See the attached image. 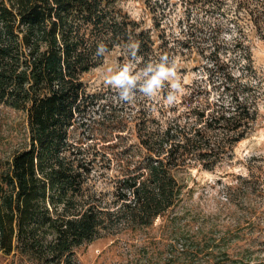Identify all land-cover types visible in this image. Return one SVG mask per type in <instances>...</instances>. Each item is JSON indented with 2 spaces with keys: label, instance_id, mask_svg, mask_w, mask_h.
Segmentation results:
<instances>
[{
  "label": "trees",
  "instance_id": "1",
  "mask_svg": "<svg viewBox=\"0 0 264 264\" xmlns=\"http://www.w3.org/2000/svg\"><path fill=\"white\" fill-rule=\"evenodd\" d=\"M122 1L0 0V104L26 112L29 138L0 167V252L78 264L76 246L151 224L188 194L181 173L230 161L258 126L249 37L264 41V0H179L187 12L173 34L162 22L173 0H138L148 27ZM100 43L108 51L96 56ZM115 49L143 70L187 55L206 61L208 77L182 91L165 82L160 100L133 97L126 111L117 90L88 91L82 79ZM104 161L114 164L110 201L88 184Z\"/></svg>",
  "mask_w": 264,
  "mask_h": 264
},
{
  "label": "rangeland",
  "instance_id": "2",
  "mask_svg": "<svg viewBox=\"0 0 264 264\" xmlns=\"http://www.w3.org/2000/svg\"><path fill=\"white\" fill-rule=\"evenodd\" d=\"M120 5L133 18L142 20L144 26L152 25L151 14L138 0H123ZM186 12L185 4L173 0L162 21L166 24V33L179 31L178 19ZM249 38L253 66L264 92V41ZM121 54L118 49L106 53L101 65L85 73L82 79L88 91H116L105 81L128 64L133 74L141 76L133 97L142 99L144 94L139 86L146 79L144 70L135 62L121 58ZM204 63L197 65L191 57L177 54L170 67L174 71L151 97L160 100L165 82L182 91L183 84L207 78ZM175 96L178 94L167 97L165 102H172ZM129 106L125 107L126 111L130 110ZM259 110L257 128L235 145L230 161L210 170L192 166L181 173L189 192L178 205L147 226L134 230H101L97 237L74 248L78 264H264V96ZM130 116L124 114L128 125L124 135L132 131ZM28 140L26 112L0 104V167L14 152L24 148ZM105 163L96 164L88 184L110 201L114 164L106 168ZM0 264L37 262L19 252H0Z\"/></svg>",
  "mask_w": 264,
  "mask_h": 264
},
{
  "label": "clouds",
  "instance_id": "3",
  "mask_svg": "<svg viewBox=\"0 0 264 264\" xmlns=\"http://www.w3.org/2000/svg\"><path fill=\"white\" fill-rule=\"evenodd\" d=\"M131 47L133 49L132 54L135 55L139 50V43L135 42ZM106 51H108L107 46L104 43H100L97 46L95 55H103ZM160 59L161 63L158 65L153 66L149 64V66L144 69L143 76L146 77V79L144 83L139 86V91L146 97H151L160 87L162 81L167 79L170 73L174 71L164 62L167 59L165 56H162ZM149 73H151V75H149ZM140 79V74H133L131 66L125 64L121 70L111 75L105 82L117 90L120 101L131 104L134 96L133 90L137 87V81Z\"/></svg>",
  "mask_w": 264,
  "mask_h": 264
}]
</instances>
